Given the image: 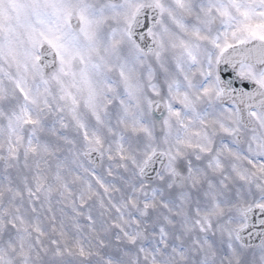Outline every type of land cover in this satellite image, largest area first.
<instances>
[{"label": "snow or ice", "instance_id": "snow-or-ice-1", "mask_svg": "<svg viewBox=\"0 0 264 264\" xmlns=\"http://www.w3.org/2000/svg\"><path fill=\"white\" fill-rule=\"evenodd\" d=\"M0 264H264V0H0Z\"/></svg>", "mask_w": 264, "mask_h": 264}]
</instances>
